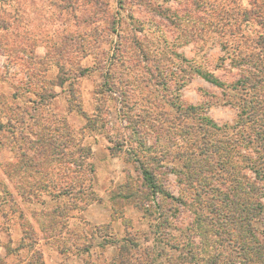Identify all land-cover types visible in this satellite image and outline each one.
Instances as JSON below:
<instances>
[{"label":"trees","instance_id":"obj_1","mask_svg":"<svg viewBox=\"0 0 264 264\" xmlns=\"http://www.w3.org/2000/svg\"><path fill=\"white\" fill-rule=\"evenodd\" d=\"M80 1L88 0H74L70 5L71 8L75 6L72 11L80 8ZM115 2L116 10L110 4L111 0L89 2L92 15H103L101 23L87 29L84 27L97 20L88 15L81 18V25H76H80L83 38L80 47L85 48L74 50L72 46L67 52H57L55 66L59 73H73L75 78L94 72L104 73L105 81L98 84L95 93L115 96L118 113L125 116L129 128L131 124L137 125V130H132L131 142L139 147L129 152V159L141 172L150 192L157 191L180 206L192 209L188 231L178 235L164 232L162 236L167 243L164 246L167 247L169 242L175 245L170 248L172 250L189 247L184 256L180 253L175 260L168 256L166 264H185L186 259L191 264L194 260L201 264H264V0ZM136 6L149 13V18H135L130 7L134 10ZM124 19L143 36L124 33ZM1 23L0 31L8 35L10 24ZM9 36L6 42L4 35H0V47L19 48L21 41L17 34ZM97 36L106 38L102 43L108 46L107 52L96 53L100 49ZM92 42L94 44L90 45ZM158 45L167 51L160 50ZM189 45L199 50L219 48L216 65L208 69L202 61L187 59L177 53V49ZM92 54L96 59L92 69L77 66V58ZM220 68L224 70L221 78L214 73ZM36 71L45 78L48 69ZM33 73H29V78ZM194 76L221 89L223 103L237 112L234 123L218 124L201 106L178 102L177 90ZM69 79V76L58 78L56 86L62 87ZM149 87L161 88L163 93L156 91L155 94ZM25 89L33 91L39 103L51 104L53 85L50 83L29 84ZM11 98H17L16 92ZM1 100H4L2 95ZM4 112L2 108L0 116ZM92 113L91 116L82 114L85 119L80 129L82 136L83 132L89 135V131H104L109 125V110H103L102 102L94 106ZM4 127L0 121V131ZM41 133L30 146L32 154L27 170L32 171V175L42 174V177L36 183L27 182L24 177L25 183L16 187L25 202L38 201L43 194L52 201L62 197L70 199L68 205L42 215L46 221L39 227L43 233H48L57 219L77 208L75 200L78 198L84 199L81 210L99 200L92 194L88 196L94 179L91 147L83 145L82 140L77 141L67 125L63 129L58 125L42 129ZM124 146L123 140L117 150L121 152ZM115 148L114 144L110 150ZM64 158L66 163H59ZM14 161L7 165L12 179L22 166L18 157ZM162 165L166 167L163 174L173 173L179 186L186 188L187 200L181 196L173 199L160 188L158 180L162 173L158 174L156 169L161 170ZM131 187L126 184L119 188H123L122 193L113 194L117 211L125 208V205L121 206L123 201L134 207L143 202L145 196H136ZM171 207L165 211L168 213ZM111 211L114 216L116 211ZM160 223L162 228L169 226L166 218H161ZM108 244L103 242L100 246L103 248ZM122 249L121 256L129 255L127 248L120 246V251Z\"/></svg>","mask_w":264,"mask_h":264},{"label":"rangeland","instance_id":"obj_2","mask_svg":"<svg viewBox=\"0 0 264 264\" xmlns=\"http://www.w3.org/2000/svg\"><path fill=\"white\" fill-rule=\"evenodd\" d=\"M91 1L93 0L84 3L80 1V8L72 11L75 6L71 8L70 5L74 0H0V25L1 22L10 24L8 35L2 31L0 35H4L7 42L8 36L16 33L21 41V46L17 49L0 47V95L4 99L0 102V110H5L0 116V121L5 126L3 131H0V264H166L168 256L175 260L180 253L184 256L189 250V247L172 250L171 247L175 248L172 242H169L167 247L164 246L167 244L162 237L164 232L178 235L189 230L193 217L192 209L180 206L157 191L150 192L141 172L129 159V152L139 147L131 142L132 130H137V125L131 124L132 127L129 128L125 116L118 113V100L115 96L110 97L109 93H95L98 84L101 85L105 81L102 75L104 73L94 72L82 78H75L73 73H59V68L55 66L57 52H67L72 46L74 50L85 48L80 47L83 43L79 29L81 18L88 15L97 20L92 26L84 27L87 29L88 26L93 28L101 23L103 15H92L93 9L91 11L89 3ZM110 4L117 9L115 0H111ZM130 11L135 18L147 19L150 16L139 6L134 10L130 7ZM77 23L80 25H76ZM122 23L126 26V29L123 27L124 33L136 36L137 33L130 26L129 20L124 19ZM74 26H77L76 29ZM104 39L106 38H98L100 49L96 53L107 52L108 46L102 43ZM93 44L94 42L90 43ZM157 47L167 51L162 45ZM177 53H182L187 59L202 61L208 69L216 65V58L220 55L217 47L199 50L193 45L179 48ZM94 54L83 59L77 58V66L92 69L96 61ZM44 67L48 72L45 73V78H42L36 70ZM31 71L34 73L29 78ZM214 73L221 78L224 70L220 68ZM65 76L70 79L62 87H57L58 78ZM42 81L53 85L50 91V97L53 96L51 104L39 103L33 91L27 92L25 89L29 84L36 86ZM149 88L153 92L155 90V94L156 91L163 93L161 88ZM99 90L100 87L98 92ZM15 92L17 98L12 99L11 96ZM176 93L178 102L182 105L201 106L218 124H232L237 119L236 110L223 103L221 89L200 77H192ZM98 102L103 103V110H109V125L105 126L104 131H89V135L87 132H83V136L80 135V129L85 124L82 114L91 116ZM56 125L61 129L67 125L73 130L77 141L82 140L83 145L91 147L94 179L88 196L91 197L92 194V197L99 201H94L81 210L84 199L78 198L75 200L77 208L67 216H61L56 220L54 228L48 233H43L39 224L46 219L42 215L56 207L68 205L70 199L62 197L52 201L49 196L43 194L38 201L32 199L25 202L19 196L21 191L18 192L17 187L25 183L24 177L27 182L32 183L42 177V174L32 175V171L27 170L32 154L29 149L37 139L38 133L42 134V129L48 130ZM123 140L126 146L121 147L120 152L117 146L122 144ZM114 144L116 150L111 151L110 148ZM16 157L20 159L22 166L19 174L12 179L7 172V165L14 163ZM60 162L64 164L66 159H60ZM162 166L161 170L156 169L158 174L166 171L165 165ZM56 167L60 168L59 165ZM160 176L159 186L167 195L173 199L180 196L186 200L189 198L184 195L186 188L179 186L173 173H162ZM126 184L132 186L136 196L143 194L145 198L142 203L138 202V207L123 201L121 206L125 205V208L119 212L114 208L117 200H114L113 194L122 193L123 188H119ZM95 203H101L109 211L115 221L113 226L98 227L85 219L83 211ZM170 206L172 207L167 213L165 209ZM111 210L116 211L114 216ZM161 218L168 220V227L159 226ZM64 224H67L66 228H62ZM58 234L61 235L57 237ZM125 240L128 243H125ZM103 242L114 246L115 252L114 249L104 251L107 245L102 248L100 245ZM120 246L127 248L129 255L121 256L124 250L120 251ZM185 264H191L190 260L186 259ZM193 264H201V261L194 260Z\"/></svg>","mask_w":264,"mask_h":264},{"label":"crops","instance_id":"obj_3","mask_svg":"<svg viewBox=\"0 0 264 264\" xmlns=\"http://www.w3.org/2000/svg\"><path fill=\"white\" fill-rule=\"evenodd\" d=\"M83 214H84L85 219L88 222L98 227L113 226L115 223L109 211H107V209H105V206L102 205L101 203H95V204L89 205L88 207L85 208V210L83 211ZM110 249H114V246L107 245L104 251L105 250L107 251ZM113 252H115V249Z\"/></svg>","mask_w":264,"mask_h":264}]
</instances>
